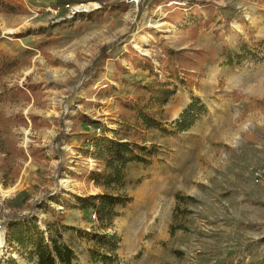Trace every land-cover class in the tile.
I'll return each mask as SVG.
<instances>
[{"label": "rangeland", "instance_id": "374dc122", "mask_svg": "<svg viewBox=\"0 0 264 264\" xmlns=\"http://www.w3.org/2000/svg\"><path fill=\"white\" fill-rule=\"evenodd\" d=\"M225 1L211 0L222 9L194 34L187 21L197 12L172 24L180 9L170 0H71L108 6L77 18L64 4L52 11L56 0H0V48L18 61L0 85L3 264H38L34 247L7 242L4 216L13 214L37 217L52 248L74 251V264H264V183L251 175L264 162V5L240 21ZM164 46L206 54H193L196 65L163 105L139 99L134 82H167ZM145 56L157 68L151 77ZM4 84L11 92L1 95ZM129 98L163 123L143 131L145 161L127 163L122 184L106 188L90 180L97 162L81 150L118 126L119 99ZM194 102L181 131L176 122ZM22 192L26 203L10 207ZM107 194L120 202L106 207Z\"/></svg>", "mask_w": 264, "mask_h": 264}, {"label": "trees", "instance_id": "16d2710c", "mask_svg": "<svg viewBox=\"0 0 264 264\" xmlns=\"http://www.w3.org/2000/svg\"><path fill=\"white\" fill-rule=\"evenodd\" d=\"M68 2H63L67 4ZM15 7V6H13ZM60 7V5L58 6ZM203 7L202 9H200ZM10 8V6H9ZM199 8V9H198ZM180 11L176 12V15L168 17L171 23H177V17L184 16V8H179ZM209 10L213 13L214 10H221L218 6L213 3L203 2L197 6H191L190 12H197L196 14L191 13L190 20L187 21V27L194 29V34H197L202 28H206L210 23L216 19L215 13L210 14L209 17H204L203 10ZM235 12L233 8L230 9ZM186 14V12H185ZM225 27L229 26V19H226ZM132 51L138 55L137 51L132 48ZM204 56L206 51L201 50H189L183 49L180 51H174L169 46H164L162 49V56H158L161 64V71L169 74L167 82L164 80H157L156 88H153V82L146 83L144 79L135 81V89L139 91V99L157 100L161 104H166L172 96L177 92L179 83L184 84L185 79L181 77V73L194 65L196 60L194 55ZM161 55V54H160ZM147 62V66L144 69H148L149 74L147 77H151L157 69L152 62V58L149 56L143 57ZM205 61L207 58H203ZM233 58L230 55L228 62L233 64ZM168 62V64L166 63ZM171 62V66L170 63ZM18 67V61L12 58L4 49L0 48V85L5 82V79L12 74ZM125 69V68H124ZM129 72V70H124ZM188 71V70H187ZM117 75V74H116ZM179 83H176L175 80ZM27 88L30 89L32 94H36V88L26 84ZM4 92L1 95L8 94L11 92L9 88L4 84ZM25 88H17L18 92H24ZM145 95V96H144ZM29 100V95H26ZM123 112L120 116V121L116 128H107V130L101 135H92L89 137V143H87L88 150L82 148V152L86 155L91 156L96 162L97 166L90 172V180L98 185L104 187H112L113 185L122 184L123 182V169L126 164L132 161H145V156L138 150V147L143 146L139 143L144 136L143 131L145 128L160 127L162 120L144 111L132 98L119 99ZM197 109V103L194 102L190 105L189 109L183 115V119L178 120V129L183 131L187 128V122L193 118V112ZM79 118H84L83 122L86 125L98 123L99 121L88 118L85 115L78 114ZM34 121L38 119L37 116H33ZM144 149V148H140ZM43 150L31 146V156L33 159H41L43 156ZM103 167V170H101ZM25 195V200H19L18 197L8 199L10 207H22L28 200L27 192H22ZM91 198H95L91 196ZM119 195L112 196L107 194L106 207H112L118 200ZM89 208L94 207V202L89 203ZM1 215V214H0ZM5 221L8 225L7 242L13 241L19 250L27 251L31 246L35 248V253L38 256V264H57L58 260L61 264H74V251L69 246H58L57 244L52 248L50 241L44 237L40 231L39 225L37 224V217L23 214H13L12 216H4ZM9 218V219H8ZM56 255H55V254ZM0 264H3L0 258Z\"/></svg>", "mask_w": 264, "mask_h": 264}, {"label": "built area", "instance_id": "2783aa9c", "mask_svg": "<svg viewBox=\"0 0 264 264\" xmlns=\"http://www.w3.org/2000/svg\"><path fill=\"white\" fill-rule=\"evenodd\" d=\"M170 3H173L176 8H184V10H188L191 6H200V1L199 0H172L167 3L169 5ZM65 7L69 10L70 17H75L77 18L78 15H84V16H89L93 13H97L104 8H107L105 5H103L100 2H91L89 4H76V5H71V3L65 4ZM60 7H57V9H51L52 11L57 12L60 10ZM99 130V129H98ZM251 175L256 179L257 181L260 180L264 183V162L260 166H255L251 168ZM0 228H2V225L0 224Z\"/></svg>", "mask_w": 264, "mask_h": 264}, {"label": "crops", "instance_id": "0c3cea01", "mask_svg": "<svg viewBox=\"0 0 264 264\" xmlns=\"http://www.w3.org/2000/svg\"><path fill=\"white\" fill-rule=\"evenodd\" d=\"M69 1H71V0H56V2H55V6L56 5H60V4H63V2H69ZM159 1H161V0H159ZM170 1H172V0H170ZM223 1H225V0H223ZM227 1V3L229 2L230 3V6H232V7H235L236 9H234L235 10V15L234 16H236L237 15V17H235V18H237V20H240L241 21V19H242V15L244 14V15H246V17H249L250 16V14L252 15V16H257V10H258V8H260V5L263 7V5L264 4H260V2L261 1H263L264 2V0H226ZM225 1V2H226ZM206 2L207 3H210L211 2V0H206ZM263 2H261V3H263ZM259 4V5H258ZM35 8H37V9H39V7H35ZM188 11H190V8L186 11V12H188ZM247 11H248V13H247ZM242 14V15H241ZM83 16V15H82ZM260 18H258L257 17V21L259 20ZM173 24V23H172ZM251 25H256V22H254V23H251ZM264 27V26H263ZM262 27V28H263ZM83 133H88V131H85V132H83Z\"/></svg>", "mask_w": 264, "mask_h": 264}]
</instances>
